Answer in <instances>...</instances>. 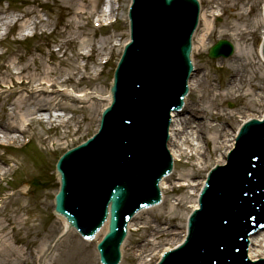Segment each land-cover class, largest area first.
Listing matches in <instances>:
<instances>
[{"label": "rangeland", "instance_id": "obj_1", "mask_svg": "<svg viewBox=\"0 0 264 264\" xmlns=\"http://www.w3.org/2000/svg\"><path fill=\"white\" fill-rule=\"evenodd\" d=\"M199 1L212 26L205 33L200 19L194 33L192 59L200 73H193L192 78H202L205 86L202 90L200 86L193 88L186 105L201 100L212 114L219 110L223 119L229 115L225 120L236 129L241 113L264 110L263 100L259 102L256 96L251 100L229 96L226 89L235 69L247 75L263 72L262 57L252 61L254 52L246 56L247 64L236 60L238 50L250 52L259 41L263 30L253 25L261 22L262 0ZM215 2H223L225 8L218 6L219 13L210 16L208 10ZM129 4L130 0H0V146L6 147L0 148V264H18L20 257L25 258V264H60L74 251L70 264L84 259L86 264H99L95 243L103 232L92 240L84 239L73 228L64 231L63 219L53 213L59 187L55 163L64 150L96 130L101 110L109 102L113 69L129 39ZM114 18V23L102 27L103 22ZM247 25L252 27L245 33ZM34 33L39 36L23 42ZM242 38L246 39L244 43ZM218 39L233 44L230 56H208L209 47ZM103 57L108 58L105 64L101 63ZM212 91L221 95L217 106ZM79 93L84 97L79 98ZM198 117L206 118L200 113ZM208 119L211 124L217 123ZM62 121H69L68 125H60ZM25 138H30L27 144ZM215 157L208 160V170ZM189 162L196 163L192 159ZM190 170L189 164L177 161L165 185L173 192L165 195L159 207L138 214L135 221L143 224L146 220L154 226L161 222L174 231L170 236H177L185 228L190 209L189 203L180 207L176 202L192 192L178 181ZM199 173L205 177L207 170ZM196 179L201 180L198 176ZM151 228L127 237L122 244V264H136L133 254L137 253V240L148 239ZM166 238L147 241L145 254L161 245L154 252L159 255L169 247ZM11 253L19 255L15 263Z\"/></svg>", "mask_w": 264, "mask_h": 264}, {"label": "water", "instance_id": "obj_2", "mask_svg": "<svg viewBox=\"0 0 264 264\" xmlns=\"http://www.w3.org/2000/svg\"><path fill=\"white\" fill-rule=\"evenodd\" d=\"M198 10L196 0H132L131 40L114 71L112 102L102 113L99 131L67 150L56 164L61 176L55 197L57 212L85 235L93 234L109 216L108 232L98 245L104 264L118 262L127 221L137 209L159 199L158 181L171 168L172 115H183L186 100L182 110H171L181 106L187 92L192 70L190 41ZM232 50L231 43L220 40L210 48L209 56H228ZM193 73L200 70L195 67ZM251 134L256 142L252 141L255 162L264 164V153L259 151L262 145L264 150V121L247 123L239 134L238 146L246 144ZM232 158L227 169H232L236 154ZM222 168L216 167L210 174L213 188L206 187L202 192L201 208L191 216L187 241L159 264H264L263 260L249 262L245 256L249 224L237 217L236 212L242 209L233 207L232 199L224 203L231 192L223 190L224 182L218 181ZM234 181L239 183L238 179ZM233 194L247 200L246 194L239 197L237 189ZM243 210L259 215L249 206ZM259 210V218L264 221V211ZM138 213L128 222L127 236L129 224ZM237 221L241 222L238 227L234 225ZM262 234L264 229L250 236L247 256L252 260L254 239Z\"/></svg>", "mask_w": 264, "mask_h": 264}, {"label": "bare ground", "instance_id": "obj_3", "mask_svg": "<svg viewBox=\"0 0 264 264\" xmlns=\"http://www.w3.org/2000/svg\"><path fill=\"white\" fill-rule=\"evenodd\" d=\"M263 2L264 0H262V3ZM215 3L216 5L213 6L212 9L208 10V15L210 16L213 14L216 15L219 13L217 9L218 6H221L223 9L225 8L223 5V2H221L220 4L219 2H215ZM2 19L3 18L0 17V21ZM200 19L203 20V23L205 26V33H208L210 31L212 24L210 21H207L206 14L205 12H203V10H202ZM257 25H260V28H262L263 30L264 29V19L261 18V22L259 21L258 24L255 23L253 27L255 28L257 27ZM250 27L252 26L247 25L245 27L247 30L244 32L248 33L249 32L248 29ZM237 31H239V36H242V30L237 27ZM261 35H262L261 37H264V31L261 32ZM201 39H203V35L201 36ZM241 40H242V43L246 41V39L244 38H242ZM253 52H254V55H256L252 57V61L254 63L256 59L260 56L259 55L260 40L255 45L254 49L250 50V52H248V50L242 51V52L238 50L239 57L236 60L237 61L244 60V64H247L249 62L246 61V58H247L246 56L252 55ZM259 60H260V57H259ZM260 62H261L260 63L261 66L263 67L262 69L263 72L261 71L260 73L256 72V74L247 75L243 71H242L243 74H241L240 73L241 71H239L238 69H235L234 75H232V77H230L227 80L226 89H227V94L229 96H234V97L237 96L238 98L248 97V99L250 100L252 96H256L259 102H261L262 100H263L262 102H264V61H260ZM255 71H260V70H255ZM250 79H252V81ZM255 81H258V82L256 83ZM189 86L191 90L197 86H200L202 90L205 84L202 81V78L200 79L196 78L193 80V78L191 77ZM245 86H247V88L245 89V92H243ZM255 90H258V92L254 93ZM211 95L214 97L213 100L215 101V105L216 106L219 105L218 101L220 100L219 97L221 95H219L218 93H214L213 91L211 92ZM77 96L79 98L84 97L82 93H79V95ZM202 96L204 98V95ZM199 113L201 115L203 114V117H206V118L199 119L198 117ZM241 114H242L241 121H245L251 117L260 118L262 116V114L258 115V114H253V113H247L246 115H243V113ZM221 116L222 115L219 110H217L216 112H214V114H212V112L210 111V108L207 105H205L201 100L200 102L194 101L191 104V106L186 105L183 115L181 112L172 115L173 124H172V127L170 128L171 142L169 143V149L171 150V153L173 155L174 163L178 161L179 164L181 165L189 164V167L191 168L189 172L180 175L178 184L185 185L187 188L191 189L192 192H190L184 198H181L179 201H177L176 206L181 207L187 202L189 203L188 205L189 209L198 207L196 195L198 192V188L202 185V182L205 179L204 176L201 175L199 172H203V171L206 172L207 167H208L207 166L208 160L211 158L212 155L216 156L214 160V164H223L225 162V154L227 150L233 147L234 142H235V136L237 134V129H233V127L225 120L229 118V115L224 116L225 119H223ZM208 118L214 121H217V123L215 124L209 123L210 121ZM68 122L69 121H65V122L62 121L60 122V125L67 126ZM224 122L226 123V125L224 126L221 125V123L225 124ZM7 129H10V128L8 127ZM207 145L209 146V150H207ZM184 159H186L187 161H185ZM190 159L195 160L196 163L189 162ZM172 174H170L169 176H171ZM169 176H166L165 178H163L160 183L162 202L156 207H159L160 205H162V203L164 202L165 195L167 193L173 192L172 188L168 187V189H166L165 187V185L167 184V177ZM197 176L201 178V180H197L196 179ZM188 178L190 181L187 180ZM152 208L154 207H147L145 210L152 209ZM143 211L144 210H140L138 214H141ZM137 216L135 217L133 222L129 224V235L132 232L141 233L142 231L147 230L149 227H152L151 228L152 231L149 234L148 239L144 237H140L137 240V245H136L137 253L133 254L134 255L133 259H135L136 264H152V261L154 262L157 259L156 256L159 257L161 255V252L165 250L163 248L161 252L159 253V255H156V253L154 252L161 247V245H157L153 250H150L148 254H145V252H147L145 248V244L147 241H151L152 243H154V241L157 238L161 236H165L167 237L165 240L166 245H169V248H172L173 246H175L177 243H179L183 239L186 233V229L183 227L178 232L177 236L176 235L170 236L174 231H172V229H169L168 227H165L164 225H161V222H159V224H156L154 226L152 224H148L147 221L145 220L144 222H142L143 224H140V222L135 221L138 218ZM158 218L166 219V217H158ZM62 219L65 225L64 231L68 230L70 227L69 222L64 218ZM168 222L170 223L171 221L169 220ZM106 226H107L106 224L103 225V227L100 228V231L105 232ZM1 231H3V228L1 229ZM254 245H255L254 260L260 257H264V234L259 235L254 239ZM121 251H123L122 246H121ZM13 252H16V251L13 250ZM74 252H72V255L69 253L68 257H65L64 261L60 262V264H70L71 260L74 258L73 256ZM20 253L22 254V251ZM11 254H13L14 256L12 261L15 263V259H17L19 255H16V253H11ZM122 256H123V252H122ZM85 261H86L85 259L84 261L80 260V261H77L76 264H86ZM25 262H26L25 258L23 259V257H20L18 264H25Z\"/></svg>", "mask_w": 264, "mask_h": 264}]
</instances>
